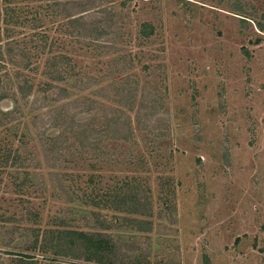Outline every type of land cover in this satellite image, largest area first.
<instances>
[{"label":"rangeland","instance_id":"rangeland-1","mask_svg":"<svg viewBox=\"0 0 264 264\" xmlns=\"http://www.w3.org/2000/svg\"><path fill=\"white\" fill-rule=\"evenodd\" d=\"M27 1L40 11L38 32L56 42L31 53L26 72L37 85L45 61L60 52L74 54V67L86 76L104 75L112 56L99 57L63 32L56 35L63 23L52 25L39 5ZM99 6H112L132 80L159 107L154 133L137 134L135 148L115 144L108 154L66 153L62 195L34 129L25 132L31 116L21 103L16 124L0 123V227L17 229L10 247L0 241V264H13L17 254L43 261V254L23 249L26 236L32 238L34 224L46 230L59 216L83 231L96 217L105 221L116 241L136 249L130 264L139 255L138 264H264V0H100ZM145 24L154 29L147 40ZM24 26L20 41L27 42L32 27ZM14 108L11 101L1 105L6 112ZM16 151L29 155L20 172L31 181L23 189L17 187L23 176L16 180L13 161L4 160ZM124 186L149 199L152 233L128 231L125 216L107 205Z\"/></svg>","mask_w":264,"mask_h":264},{"label":"trees","instance_id":"trees-1","mask_svg":"<svg viewBox=\"0 0 264 264\" xmlns=\"http://www.w3.org/2000/svg\"><path fill=\"white\" fill-rule=\"evenodd\" d=\"M25 1L0 0V123L2 126L16 124L21 117V105L29 108L31 120L24 126L25 132L32 135L30 127L34 129L35 141L40 145L50 177L54 184H59L62 195H67L59 179L66 153L79 150L84 154H108L115 144L135 148L137 134L154 133L153 119L158 116L159 107L147 98L144 90L138 89L139 82L132 80L130 59L121 55L119 48L118 19L112 6H99L100 0H31L46 13L52 25L63 23L56 35L63 32L66 37L94 49L99 57H113L108 60L104 75L91 77L74 67V54L60 52L45 61L43 80L37 85V80L31 79L26 72L31 66V53L52 49L56 42L47 33L38 32L43 26L40 11L33 10ZM27 24L32 27V34L29 41L22 42L19 30ZM259 28L264 32V25L259 24ZM142 30L143 39L154 35V29L147 24ZM37 40L42 46L34 44ZM9 66L11 71H8ZM35 66L42 67L41 64ZM77 91L84 94L79 95ZM7 101L13 102L15 108L2 111L1 105ZM11 156V153L5 156V163L9 159L13 161L11 167L18 171L12 175L16 180L23 176L17 186L23 189L31 181L28 172H20L29 155L23 158L16 151L14 157ZM108 201L113 211L125 216L123 227L128 231L153 232L149 199L144 200L138 189L121 187ZM96 211L91 215L95 216ZM68 213L76 214L74 211ZM96 218L94 223L88 224L89 231L69 228L61 216L54 218L51 228L46 230L34 224L29 231L32 238L26 236L23 249L43 254V261L32 255L17 254L13 264H130L136 249L129 247L127 241L125 244L119 242V238L116 241L112 226ZM15 231L16 228L0 227V241L6 239L5 247L14 243ZM138 261L140 255L134 263Z\"/></svg>","mask_w":264,"mask_h":264}]
</instances>
